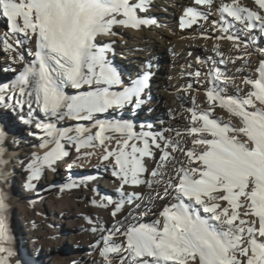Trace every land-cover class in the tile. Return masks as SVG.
<instances>
[{
  "label": "snow or ice",
  "instance_id": "snow-or-ice-1",
  "mask_svg": "<svg viewBox=\"0 0 264 264\" xmlns=\"http://www.w3.org/2000/svg\"><path fill=\"white\" fill-rule=\"evenodd\" d=\"M212 2L194 0V5ZM254 4L255 10L238 0L223 3L218 8L220 21H213L222 33L216 39L232 41L237 51L243 45L245 56L251 55L247 49L257 37L264 43V0ZM152 6L153 0H0V18H6L7 25L0 45L13 62L23 64L12 82L0 85V104L11 102L14 111L26 105L25 122L43 133L40 147L55 144L43 157L33 154L25 187L34 189L32 182L41 178L45 168L54 169L70 155L66 144L75 147L77 160L94 154L81 149L99 146L104 151L101 162H111L112 176L119 181L115 200L92 189L99 201L90 203L110 207L115 221L111 227L93 228L101 232L96 243L102 245L99 255L104 264H112L114 258L118 264H264V60L256 69L257 78L242 77L241 82L250 87L243 95L238 86L235 95H226L236 78L218 66L210 67L209 106L199 111L192 97L183 130L145 131L141 124L137 132L131 120L99 118L129 108L135 113L147 103L144 94L150 87L151 64L125 82L109 58V53L115 55V41L98 42V38L119 35L117 27L155 24L145 18ZM198 18L207 20L209 14L188 6L179 18L180 29L191 28ZM214 51L220 59L210 57L212 63L224 64L219 46ZM201 74L198 70L190 75ZM33 105L44 120L34 118ZM217 106L237 118L239 126L215 117ZM65 120L92 122L96 131L92 134L80 124L59 127ZM185 137L191 139L192 148L186 146ZM112 140L116 147H107ZM5 141L6 129L0 126V264H12L16 250L9 224ZM177 153L183 159H177ZM148 160L154 165L151 169ZM77 166L76 160L68 165L69 170ZM82 183L71 181L67 188ZM126 186L149 191L147 195L127 192ZM167 200L172 202L164 204L158 219L143 222L145 216L154 215L155 201ZM16 264H21L19 259Z\"/></svg>",
  "mask_w": 264,
  "mask_h": 264
},
{
  "label": "bare ground",
  "instance_id": "bare-ground-1",
  "mask_svg": "<svg viewBox=\"0 0 264 264\" xmlns=\"http://www.w3.org/2000/svg\"><path fill=\"white\" fill-rule=\"evenodd\" d=\"M213 2H218L220 6L223 3H231V0H213ZM238 2L247 4V7L255 10L254 0H238ZM192 3L193 0H153V6L145 18H152L155 21L159 19L169 20L177 14L180 6L188 7ZM1 23L0 18V38L5 36V31L2 32L3 24ZM210 27L212 28L210 22H202L201 24L197 22L191 28L180 29L178 35L176 33L170 35L168 31L163 30L157 24L144 26L140 29L117 27L115 31L119 35L99 37L98 42L115 41L113 47L116 55L126 62L115 61L111 53H109V58L113 60L115 66L118 65L117 70L122 73L125 82L137 78L138 74L146 70L149 64H151L152 73L149 78L150 87L144 94L147 103L141 109L135 113L131 109L129 111L118 110L112 115L101 114L99 118L131 120L137 132L141 130V124L145 125L143 129L145 131L161 132L168 128L183 130L188 119H190V113L187 109L193 107L192 97H195L190 91L189 85H191L192 78L197 77L195 75L192 77L190 74H194L197 69L202 73L201 77L205 80L203 87L206 93L211 86L209 68H216L217 66H221V68L219 67L221 72L229 73L231 74L229 76L236 78L237 86L241 89V95L249 91L250 87L241 82L242 77L257 78L256 69L260 61L264 60V52H261L260 56L255 57L256 59L253 61L247 60L246 57L242 56V53H238V56L244 57L243 59H235L237 52L233 48V44L230 45L224 41L218 46L224 53V59L229 65H215L209 58L213 57L219 61L220 57L216 54L214 57L211 50L202 48L204 43L207 44V47L209 46L208 48L217 46L213 37L209 36L212 34ZM261 48H264V43H261L260 40L259 49ZM165 49L176 50L177 55L172 57L173 62L169 72L171 79L164 81L161 76L164 69L163 63L160 61L157 63L156 56ZM19 51L24 53L27 60H31L24 48L19 49ZM197 57L200 58L201 62H197ZM251 58L253 59V57ZM232 61L235 63L233 64ZM22 67L23 64L19 61L13 62L10 59V54L3 51L2 45H0V85L12 82ZM237 69L240 71L238 72ZM225 94L235 95L236 90L228 89ZM165 97L167 98L165 104L161 102L158 105V99ZM195 101L199 111H204L209 106L207 96L206 98L195 97ZM8 103L9 106L0 104V126L6 129L4 159L9 161L6 165L9 173V188L7 189L9 199L7 203L10 206L9 219L15 221L18 233L22 237V248L24 249L20 258L16 252V256L12 258V264H16L17 259L20 260L21 264H35L36 261H40L41 264H48V261L49 264H104L99 255L101 245L96 243L100 239L101 232L93 231V228L111 227L115 221L110 215V207L105 209L90 203L93 199L99 201V196L92 189L96 188L99 194L110 196L115 200L118 199L116 188L119 186V181L112 176L111 162H101L100 160L104 154L103 148L97 146L96 148L81 149V153L92 152L94 154L87 159L77 160L78 153L75 147L66 144V150L69 151L70 155L58 162L54 169L45 168L41 178L32 182L35 185L34 189H27L25 184L28 178L22 181L18 178L19 175L29 168L33 154L43 157L46 152L55 147V144L51 143L46 147H40L42 142L40 136L43 133L39 132L34 124L30 125L25 122L28 119V107L25 105L22 111L20 109L14 111L10 106L11 102ZM219 109L223 108L219 106L215 108V117L223 121H230L234 126H239L231 119L234 117L225 109V115ZM33 116L37 120H44L43 113L36 110L35 105H33ZM7 119H11L13 122L8 125ZM21 124H24L25 129L18 131L20 136L16 140L11 129H18ZM77 124L87 127L92 134L96 131L93 123L89 121L65 120L61 121L58 126L74 128ZM149 124L152 125L151 129L147 128ZM30 133H37V135ZM69 134L75 136V132ZM185 139L187 140L186 146L192 148L191 139L187 137ZM106 146L115 148V141H108ZM176 156L177 159H183L179 153ZM73 160H76L79 166L69 170L68 165ZM147 167L149 169L154 167L150 160L147 161ZM89 177L92 179H87ZM71 181L78 183L84 181V183L78 188L69 190L67 184ZM125 191L147 195L149 190L141 186H126ZM153 195L155 194L153 193ZM171 202L170 200L155 201V206L152 209L154 215L145 216L143 222L158 219L159 211L162 210L164 204ZM137 203L141 202L138 201ZM133 210L135 211V209ZM139 210L144 211V208L141 207ZM86 217L90 218L93 223L89 224L85 219ZM120 240L122 241L123 237H120ZM14 242L13 240V244ZM112 264H118V260L114 259Z\"/></svg>",
  "mask_w": 264,
  "mask_h": 264
},
{
  "label": "rangeland",
  "instance_id": "rangeland-1",
  "mask_svg": "<svg viewBox=\"0 0 264 264\" xmlns=\"http://www.w3.org/2000/svg\"><path fill=\"white\" fill-rule=\"evenodd\" d=\"M213 4H211V5H200V6H195L194 5V0H193V3L192 4H190V6H194V7H196L197 8V10H200V11H203V12H205V13H208L209 14V18L207 19V20H205V19H203V18H198L197 19V21L194 23V24H196L197 22L198 23H206V22H210L211 23V26H212V28L210 27V31H211V33L212 34H209V36H211V37H213V40L216 42L215 44L218 46L219 44H221L222 42H228V43H230V45H232L233 44V42L232 41H227V39H216V37L217 36H219V35H222V33H221V30H220V27H219V24H217L216 26H215V28H214V26H213V21H220V13H219V11H218V8H219V3L218 2H216V3H214V2H212ZM214 5V6H213ZM218 5V6H217ZM241 5H243V6H247V4L246 5H244V4H241ZM187 7H185V6H180V8H179V10L177 11V14L174 16V17H172L171 19H159V20H157L156 22L157 23H155V24H157V26H159L160 28H162L163 30H165V31H168V33L170 34V35H173V34H175L176 33V35H178V31L180 30V27H179V18L183 15V13H184V11H185V9H186ZM249 8V7H248ZM229 20L231 19L230 17L228 18ZM204 20V21H203ZM200 21V22H199ZM1 24H3V27H2V32H3V30L5 31V33H6V31H7V25H6V18H1ZM237 26H238V28L239 27H241L240 25H238L237 24ZM178 29V30H177ZM1 30V29H0ZM115 30V29H114ZM186 30V29H185ZM189 31V30H188ZM117 36V35H116ZM202 36V35H201ZM200 36V37H201ZM5 38V36H2L1 38H0V40H3ZM262 38L261 37H257V39H256V44L255 45H253L252 47H250V48H248L247 49V51L248 52H250L251 53V55H248V56H245V49H244V47H243V45H241L242 47H240V49H239V51H237L236 49V55L238 56V53H242L243 55L242 56H244V57H246L247 58V60H249V61H253V60H255L256 58L255 57H259L260 56V53H261V51H260V49H259V41L261 40ZM12 42L13 43H15V38L13 37L12 38ZM218 42V43H217ZM207 44H203L202 45V48H204V49H209V50H211L213 53H214V57H215V51H214V47L213 48H208L207 46H206ZM204 46V47H203ZM233 46V45H232ZM257 47V48H256ZM221 50V49H220ZM243 50V51H242ZM164 51V52H163ZM162 51V53L161 54H158L157 56H156V61H157V63L160 61V63H163V67H164V69L162 70L163 72H161V76H162V78H163V80L165 81V80H168V79H171V74L169 73L170 71H171V65H172V57H174L175 55H177V52H176V50H174V51H171V50H169V49H165V50H163ZM117 53H115V55H114V59H115V61H118V62H120V63H125L126 61L124 60V59H121L120 57H118L117 55H116ZM237 56L235 57V59H237ZM253 57V59L251 58V57ZM229 65L228 64V62L227 61H225V63H224V65ZM223 65V64H222ZM115 66V65H114ZM117 69L119 68L118 67V65L117 66H115ZM218 67H220L221 68V66H218ZM119 71V70H118ZM196 71H198V69L197 70H195V72ZM194 72V73H195ZM228 75H231V74H229L228 73ZM190 76H192L193 77V75H190ZM204 78H202L201 76L200 77H197V78H192V82H191V92L194 94V96L196 97V98H206V91L204 90ZM232 82H230V85H231V87H230V85L228 86V89H234V90H236V87L235 86H237V82H236V80H235V82L234 83H232ZM203 94V95H202ZM166 100H167V98L165 97L164 99L163 98H160V99H158V105L162 102L163 104H165V102H166ZM130 110V108L128 109V111ZM224 109H219V111H221L222 113H224V115H225V113H226V111L224 110ZM231 119H233V121H235L237 124H239L238 122V119H235L234 120V118H231ZM6 122L8 123V125L11 123V122H13L11 119H7L6 120ZM24 124H21L20 125V128H18V129H11V132H12V134H13V136H14V138L17 140L18 138H19V130H23V129H25V127L23 126ZM190 143H191V141H190ZM192 145V144H191ZM192 147H193V145H192ZM28 169V168H27ZM27 169H25L26 171L24 172V173H22L21 175H19V179L20 180H22V181H25L27 178H28V175H29V173H28V170ZM9 224H10V229H11V231H12V234H13V237H14V245H15V250H16V252H17V254H18V257L20 258V257H22V255H23V251H24V249L22 248V237L19 235V233H18V229H17V226H16V224H15V221H13V220H10L9 219ZM102 246V245H101ZM100 246V247H101ZM115 259V258H114ZM113 259V260H114ZM48 260V259H47ZM46 260V261H47ZM116 260V259H115ZM40 263V261H36L35 262V264H39ZM103 263H104V260H103ZM41 264V263H40ZM48 264H49V261H48Z\"/></svg>",
  "mask_w": 264,
  "mask_h": 264
}]
</instances>
